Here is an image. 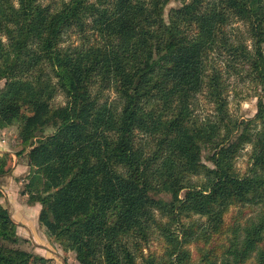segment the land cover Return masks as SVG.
I'll use <instances>...</instances> for the list:
<instances>
[{"label": "trees", "instance_id": "trees-1", "mask_svg": "<svg viewBox=\"0 0 264 264\" xmlns=\"http://www.w3.org/2000/svg\"><path fill=\"white\" fill-rule=\"evenodd\" d=\"M176 1L166 16L171 0H0V130L19 125L33 168L29 202L79 264H188L186 247L225 233L232 208L258 212L235 222L227 249L219 258L210 249L203 264H264V0ZM234 21L248 27L252 51L230 44ZM72 30L90 33L88 42L65 48ZM222 50L229 68L249 66L260 91L257 132L231 118ZM203 94L214 115L199 120ZM60 95L65 105L54 107ZM246 145L250 168L241 175L235 164ZM10 172L11 155H0V178ZM200 176L203 186L192 180ZM194 216L206 225L179 222ZM156 233L166 262L143 254ZM17 243L0 202V264L51 263Z\"/></svg>", "mask_w": 264, "mask_h": 264}, {"label": "rangeland", "instance_id": "rangeland-1", "mask_svg": "<svg viewBox=\"0 0 264 264\" xmlns=\"http://www.w3.org/2000/svg\"><path fill=\"white\" fill-rule=\"evenodd\" d=\"M61 0H43V5H50L57 7L60 5ZM179 4L176 0H171L170 5L166 10V16L171 8L177 7ZM226 36L229 38L230 44L234 46L244 45L249 51L253 50V42L250 39L248 27L241 22L234 21L226 28ZM91 36L90 33L83 35L76 30H72L66 36L65 48H77L88 42L86 36ZM94 37H90L92 42ZM221 59L216 58V63L219 68L222 69L223 76L227 81V98L229 102L231 118L238 120L239 122L249 123L252 133L261 130V124L255 121V116L258 111V101L260 98V91L252 82L251 72L249 66L242 62L235 66L234 69L228 67L227 62L230 60V56L223 50ZM226 61V62H225ZM4 83H0V87H3ZM106 101L109 103H117L116 95L112 91L104 93ZM194 105L195 112L199 120H203L206 116L214 115V105L209 102L206 94L199 95L196 98ZM64 96L60 95L54 102V107L65 105ZM52 131H48L46 135H50ZM145 140V139H143ZM150 151L153 150L155 143L150 140ZM29 149H25L22 144V138L20 136L19 125L15 124L11 127L0 130V155L9 154L12 157V172L5 177L0 178V192L2 193V199L0 202L8 209L11 219L17 226V235L19 237V243L10 245L18 249L33 253L41 256L45 259L51 260L50 264H79L76 260L74 252L65 251L64 247L55 242L48 234L46 229L39 223V214L42 209L40 204H30L29 200L31 194L27 192V184L30 177L33 175V168L29 165L28 153ZM252 152V146L246 145L244 150L240 153L236 160L235 168L241 175L249 172L250 168V156ZM21 153V156H16ZM208 151L204 152L203 160L206 164ZM193 182L198 186H203L205 180L203 177L192 178ZM182 193V197L184 196ZM166 201H169V196H162ZM40 208L39 210L37 208ZM240 208H232L226 216V226L229 229H225L222 234L214 235L209 241L199 240L192 241L190 245L186 247L187 252L190 254V260L188 264H203L202 254H206L212 248H219L217 250L218 258L221 256L223 250L228 247V240L230 237L229 230L232 229L234 223L243 224L251 218H254L258 210L256 208L246 209L241 212ZM162 224L168 223L169 219L157 214ZM180 224L184 225V228H189L193 225H206V219L194 216L193 218H180ZM177 227L172 226L175 230ZM178 228L182 229L179 226ZM200 232V231H198ZM224 234V235H223ZM180 239L182 236L180 235ZM168 247L166 240L160 233H156L151 243L143 250L145 257L150 254L155 255L160 262H166L167 259L164 256L166 248ZM49 257V258H48Z\"/></svg>", "mask_w": 264, "mask_h": 264}, {"label": "crops", "instance_id": "crops-1", "mask_svg": "<svg viewBox=\"0 0 264 264\" xmlns=\"http://www.w3.org/2000/svg\"><path fill=\"white\" fill-rule=\"evenodd\" d=\"M38 210L40 209L39 207L37 208ZM49 258V257H48Z\"/></svg>", "mask_w": 264, "mask_h": 264}]
</instances>
